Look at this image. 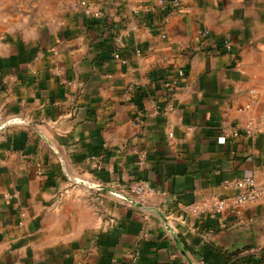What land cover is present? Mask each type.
<instances>
[{"label":"crops","instance_id":"1","mask_svg":"<svg viewBox=\"0 0 264 264\" xmlns=\"http://www.w3.org/2000/svg\"><path fill=\"white\" fill-rule=\"evenodd\" d=\"M77 1L0 0V264H264V198L189 210L264 187V0Z\"/></svg>","mask_w":264,"mask_h":264},{"label":"built area","instance_id":"2","mask_svg":"<svg viewBox=\"0 0 264 264\" xmlns=\"http://www.w3.org/2000/svg\"><path fill=\"white\" fill-rule=\"evenodd\" d=\"M179 0H158L156 2L157 7H161L162 9H166L168 7H176L179 5ZM72 10H77L82 12L89 18L96 19L101 16V12L99 10H95L90 6L85 0H79L70 5ZM149 8H146L148 11ZM207 34V31L204 32ZM118 45H121V42H118ZM224 46L227 50L231 49V45L229 42L225 41ZM118 54H115V57H118ZM252 93L253 90H250ZM250 103L245 105V108H249ZM242 131L247 136H253L259 131L258 123L255 119H249L242 128ZM232 137H238L239 133L236 129H231L229 132H225ZM226 135H220L217 138L219 143H224ZM145 157L144 152H139L140 162L143 161ZM95 159V156L92 157ZM228 186L232 187L236 190L231 196L220 198V197H212V198H204L200 201L190 205L189 210L192 214L200 217V218H210L214 219L218 215H220L226 209H233L237 211L243 204L254 202L259 199L264 198V187L256 182L254 177H243L239 179L232 180L228 182ZM131 191L136 195L139 200L145 199L147 194L150 192V187L145 181H136L130 184ZM167 228L173 234L170 226L168 224Z\"/></svg>","mask_w":264,"mask_h":264},{"label":"water","instance_id":"3","mask_svg":"<svg viewBox=\"0 0 264 264\" xmlns=\"http://www.w3.org/2000/svg\"><path fill=\"white\" fill-rule=\"evenodd\" d=\"M11 122H13V120H11V121L9 120L7 122L0 124V130H2L6 125L10 124Z\"/></svg>","mask_w":264,"mask_h":264}]
</instances>
